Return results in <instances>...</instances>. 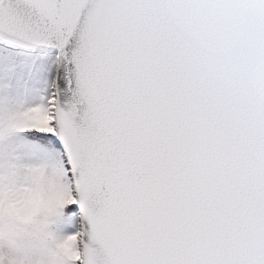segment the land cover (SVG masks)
Masks as SVG:
<instances>
[{"label": "snow or ice", "instance_id": "6c2138e0", "mask_svg": "<svg viewBox=\"0 0 264 264\" xmlns=\"http://www.w3.org/2000/svg\"><path fill=\"white\" fill-rule=\"evenodd\" d=\"M0 264H264V0H0Z\"/></svg>", "mask_w": 264, "mask_h": 264}]
</instances>
